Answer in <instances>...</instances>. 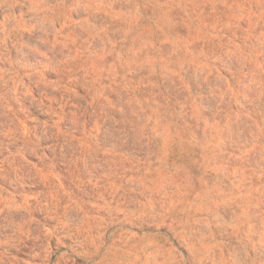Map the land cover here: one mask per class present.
<instances>
[{
    "label": "rangeland",
    "instance_id": "obj_1",
    "mask_svg": "<svg viewBox=\"0 0 264 264\" xmlns=\"http://www.w3.org/2000/svg\"><path fill=\"white\" fill-rule=\"evenodd\" d=\"M0 264H264V0H0Z\"/></svg>",
    "mask_w": 264,
    "mask_h": 264
}]
</instances>
